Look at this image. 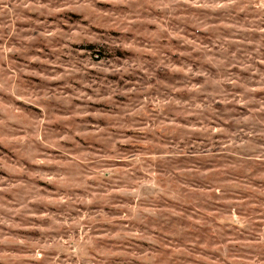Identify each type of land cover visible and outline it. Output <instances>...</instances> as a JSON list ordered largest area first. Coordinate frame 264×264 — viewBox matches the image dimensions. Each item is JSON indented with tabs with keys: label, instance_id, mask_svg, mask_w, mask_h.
<instances>
[{
	"label": "rangeland",
	"instance_id": "obj_1",
	"mask_svg": "<svg viewBox=\"0 0 264 264\" xmlns=\"http://www.w3.org/2000/svg\"><path fill=\"white\" fill-rule=\"evenodd\" d=\"M0 264H264V0H0Z\"/></svg>",
	"mask_w": 264,
	"mask_h": 264
}]
</instances>
